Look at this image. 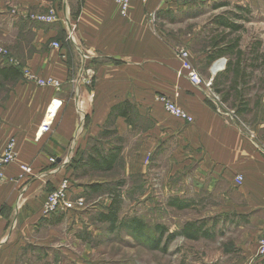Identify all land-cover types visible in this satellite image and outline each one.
<instances>
[{
    "label": "crops",
    "instance_id": "obj_1",
    "mask_svg": "<svg viewBox=\"0 0 264 264\" xmlns=\"http://www.w3.org/2000/svg\"><path fill=\"white\" fill-rule=\"evenodd\" d=\"M204 1V8L188 5L179 10L166 0L133 1L124 18L115 0H67L76 25L73 44L67 41L63 23L42 24L29 18L52 6L62 10L64 0H0V46L34 74L63 84L60 92L39 88L13 71L3 72L8 64L0 59V152L15 138L18 154L0 185V264H18L23 248L36 241L39 226L45 220L49 228L55 225L56 220L50 219L56 216L43 217L45 197L70 178L89 153L90 137H101L99 144L108 141L105 150L99 148L104 153L116 150V140L103 137L111 131L123 138L120 161L125 158L127 175L148 179L152 172L164 173L169 162L177 172H192L199 189L224 182L237 195H221L233 204L228 214L251 215L256 232L264 230V65L260 64L264 48L255 43L261 41L254 34L258 28H250L251 36H246L239 16L229 24L219 12L228 5L224 0ZM231 3L235 8H227L236 15L244 12L242 3ZM197 9L205 10L208 23L204 78L212 80L221 97L219 106L177 74L181 64L175 51L185 43L179 16H191ZM239 31L241 36H235ZM58 41L60 51L51 44ZM82 65L96 71L91 87L71 83ZM159 95L168 96L193 122L170 115L158 102ZM127 101L135 107L131 122L115 113L114 124L108 126L113 109ZM56 104H60L57 110ZM45 117H55L51 131L38 138ZM20 165L31 167L32 175L17 180ZM237 175L244 177L239 188L234 185ZM78 189L73 187L81 195ZM236 197L246 205L238 204Z\"/></svg>",
    "mask_w": 264,
    "mask_h": 264
},
{
    "label": "rangeland",
    "instance_id": "obj_2",
    "mask_svg": "<svg viewBox=\"0 0 264 264\" xmlns=\"http://www.w3.org/2000/svg\"><path fill=\"white\" fill-rule=\"evenodd\" d=\"M166 1H169L173 9L177 6V10L188 5L199 8H204L205 5L204 0ZM233 1H222L228 5L219 12L225 14L229 21L239 16V25L244 28L242 33L246 36H251L250 28H258L254 34L261 41L255 43L263 49L264 0H236L245 6L244 12L239 11V15L227 8H235L231 3ZM48 9L42 14L47 13ZM186 14L181 13L179 16L182 19L179 33L185 43L180 44L175 51L181 64L177 74L186 77L180 75L183 66L180 50H187L194 67L206 84L211 79L204 78V68L208 64L204 61L205 27L208 24L204 16L205 10L197 9L191 16ZM150 18L155 20L156 15L151 13ZM188 18L190 19L186 22L183 21ZM227 27L232 29L231 25ZM235 36H241V32ZM13 58L21 68L31 71L28 65L14 56ZM260 64L264 65V52L261 54ZM72 68L73 71L76 70L75 65ZM108 137L111 141L116 140L117 148H123V138L118 135L116 138L113 133ZM100 138L90 137L88 148L91 151L95 147L105 150L104 145L108 141L99 144ZM121 155L115 168L109 172L82 170V174L80 170V174H77L78 169L73 170L70 180L74 186L81 188L78 190H81V196L86 199V209L50 219L56 220L52 228H49L48 220H45L35 232L36 241L23 248L18 264H255L260 249L259 240L264 235V230L261 233L256 232L251 224V215L239 217L228 214L232 212L230 208H233V204L231 201L222 200L221 195L228 192L231 198L237 196L230 186L222 182L214 187L210 184L203 185L199 189L197 187L200 184L197 187L193 184L192 172L188 169L177 172L173 166H169V162L164 173L161 170L159 173L152 172L148 179L139 174L127 175L126 160L122 157L120 161ZM93 184H99L102 189L94 191L90 187ZM111 190H116L120 195L119 220L114 226L100 219L101 214H108L107 208L112 203ZM235 200L241 205L246 203L237 197ZM134 218L144 223L143 233H135L129 229ZM189 223L201 228V235L196 240L180 235ZM158 225L164 228V236L157 232ZM156 240L160 241L159 248L154 247Z\"/></svg>",
    "mask_w": 264,
    "mask_h": 264
},
{
    "label": "built area",
    "instance_id": "obj_3",
    "mask_svg": "<svg viewBox=\"0 0 264 264\" xmlns=\"http://www.w3.org/2000/svg\"><path fill=\"white\" fill-rule=\"evenodd\" d=\"M133 1L141 2L142 4H147L149 0H115L120 8V14L122 17H128L130 7ZM186 1V0H179ZM69 9L67 5V0H64L62 12L58 11L55 6L48 9V12L38 16L29 17L31 21H35L42 24H57L63 23L67 32V41L76 43V25L74 24L72 18L69 15ZM53 48L57 50H62L63 46L60 42H54ZM80 53V52H79ZM81 54V53H80ZM0 57L10 66L19 69L22 73L23 80L27 83L34 84L42 89H53L60 91L62 89V81L53 77H39L38 75L32 73L29 69L21 68L17 60L11 56L8 50L0 46ZM180 57L183 61V66L180 71V75H185L189 78L194 88L199 91L207 100H210L216 106L221 103L220 95L217 94L212 89V80H209L206 84L202 80L199 72L194 67L191 60V55L187 50H180ZM226 63V61H225ZM95 78V72L90 66H82L75 75L72 76L71 83L74 86L83 85L86 87H91ZM158 102L163 106V108L172 116L186 121L187 123H192L193 118L184 109L180 108L174 101H172L166 95H159L157 98ZM60 107V104H56V110ZM55 118V117H54ZM54 118L47 120V117L42 122L41 127L37 133V137L41 138L43 135L48 134L51 131V126ZM83 131V127L80 129L79 133ZM40 134V136H39ZM17 142L15 138H12L6 145V148L0 152V185L6 181V168L14 165L17 162ZM71 158V154L67 157V162ZM52 163H56L54 158L51 159ZM62 165H67L64 163ZM20 176L17 180L32 175L31 167L27 165H20ZM244 184V177L242 175H237L234 179V185L236 187H241ZM73 182L70 178H65L61 181L58 187L50 191L43 201L42 214L44 219H48L53 216H58L62 214H69L71 212H78L86 209L85 198L81 195L75 194L73 190ZM260 249L258 252V258L255 264L264 263V235L260 237L259 240ZM254 264V263H249Z\"/></svg>",
    "mask_w": 264,
    "mask_h": 264
},
{
    "label": "trees",
    "instance_id": "obj_4",
    "mask_svg": "<svg viewBox=\"0 0 264 264\" xmlns=\"http://www.w3.org/2000/svg\"><path fill=\"white\" fill-rule=\"evenodd\" d=\"M232 27H235L234 25ZM235 46V45H233ZM3 72H7V71H13L15 77H21L22 73L19 69H15L13 66H6L5 68L2 69ZM134 106L129 102H124L121 105H118L117 107H115L113 109V113L112 116L110 117V119L107 121L108 126H112L114 124L113 121V115L116 113V116H121L127 119V121L131 122L130 120V116L131 114L134 112ZM114 134V131L112 132H106L103 137L107 138L108 135L110 136L111 134ZM95 147V146H94ZM91 151V149H90ZM89 153H86L79 162V165L77 166L76 169H78L77 174H80V170H84V171H88V170H96V171H101V172H109L112 171L119 158L121 155V151L122 148L121 147H116V150H114L113 152H107L104 153L103 151H101L98 147H95L92 149V151ZM84 172L82 171V174ZM92 189H94V191H100L102 188L99 184H93L90 186ZM111 197H112V203L110 204V206L107 208L108 210V214L103 213L100 216L101 221L103 222H110L111 225H115L118 223V213H119V209H120V204L118 202V199L120 197V195H118V192L116 190H111ZM143 222L138 219V218H134L132 220V222L129 224V229H131L133 232L137 233L139 232L140 234L143 233ZM157 232L161 233V236H164L165 234V230L162 226H157L156 227ZM201 228H196L195 225L193 223H189L186 224L185 227L183 228V230L180 232V235L188 238V239H192V240H196L199 238V236L201 235L200 233ZM155 248H159V243L160 241L156 240L154 241ZM158 243V244H157Z\"/></svg>",
    "mask_w": 264,
    "mask_h": 264
}]
</instances>
